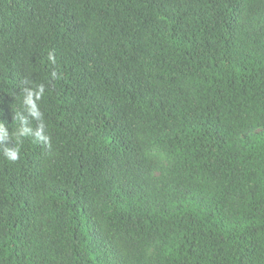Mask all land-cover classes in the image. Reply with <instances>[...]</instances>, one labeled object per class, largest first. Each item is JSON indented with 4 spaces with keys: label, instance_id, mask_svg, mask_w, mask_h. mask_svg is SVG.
Returning a JSON list of instances; mask_svg holds the SVG:
<instances>
[{
    "label": "trees",
    "instance_id": "trees-1",
    "mask_svg": "<svg viewBox=\"0 0 264 264\" xmlns=\"http://www.w3.org/2000/svg\"><path fill=\"white\" fill-rule=\"evenodd\" d=\"M0 264H264V0H0Z\"/></svg>",
    "mask_w": 264,
    "mask_h": 264
},
{
    "label": "clouds",
    "instance_id": "clouds-1",
    "mask_svg": "<svg viewBox=\"0 0 264 264\" xmlns=\"http://www.w3.org/2000/svg\"><path fill=\"white\" fill-rule=\"evenodd\" d=\"M9 158L12 159V160H15V159H17V154H16L15 152H13V153L10 155Z\"/></svg>",
    "mask_w": 264,
    "mask_h": 264
}]
</instances>
